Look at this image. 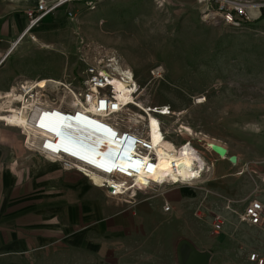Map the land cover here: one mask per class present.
I'll list each match as a JSON object with an SVG mask.
<instances>
[{
    "label": "rangeland",
    "instance_id": "1",
    "mask_svg": "<svg viewBox=\"0 0 264 264\" xmlns=\"http://www.w3.org/2000/svg\"><path fill=\"white\" fill-rule=\"evenodd\" d=\"M241 1L248 2L251 9L250 19L239 27L202 21L197 0H93L65 8L77 13L74 21L67 19L62 8L41 21L43 35L37 47L27 51L24 41L9 58L7 67L29 80H68L76 78L82 68L81 43L90 53L104 50L114 55L131 72L143 107L170 110V117L161 118L168 141L175 145L189 138L213 167L219 162L231 166L228 158L235 156L243 165L238 173L250 182L249 197L258 192V182L264 177V18L257 21L264 0ZM155 69L160 70L158 78L151 75ZM3 100L8 99L0 97V104ZM10 107L7 103L3 110ZM178 126L189 128L191 136H175L172 131ZM0 127L9 130L1 123ZM9 133L12 142L25 143V134L19 129ZM35 137L32 133L31 141ZM210 144L226 149L227 155L219 157ZM213 170L203 184L188 186L202 197L205 191L213 193L208 197L218 192L221 205L209 198L205 203L209 211L231 200L225 189L216 191L212 187ZM158 191L137 192L136 196H159L161 189ZM201 199L191 201L194 213ZM159 204L158 198L150 200L153 209ZM239 206L243 204H231L232 209ZM162 217L156 229L165 232L167 225ZM173 240L177 242V238ZM111 257L93 256L90 263L84 264H116ZM128 258L136 264H163L165 260L154 253V247L149 253Z\"/></svg>",
    "mask_w": 264,
    "mask_h": 264
},
{
    "label": "crops",
    "instance_id": "2",
    "mask_svg": "<svg viewBox=\"0 0 264 264\" xmlns=\"http://www.w3.org/2000/svg\"><path fill=\"white\" fill-rule=\"evenodd\" d=\"M37 1L0 0V60L4 58L0 97L17 81L29 80L18 77L7 62L24 41L29 47L25 50L36 48L43 35L41 23L53 16L45 17L26 33L24 11ZM77 6L83 4L72 5ZM8 129L0 127V264H84L93 256L110 255L116 264H136L133 258L128 262V257L149 253L153 247L154 253L164 256L163 264H178L175 247L182 239L208 252L209 264H258L249 260L250 254L264 264V213L260 223L252 226L240 223L236 215L220 207L215 212L220 211L225 223L215 234L210 218L214 210H204L203 217L196 218L191 201L200 200L202 194L188 186H165L161 195L153 197L141 193L132 203L109 199L90 177L62 169L58 162L12 142L9 132L15 128ZM219 163L213 167L212 187L225 189L233 201L243 200L251 190L250 182L238 173L243 165ZM257 188L251 197L264 206V177ZM153 198L160 200V207L152 208ZM209 198L220 203L218 197ZM165 202L170 205L167 212L163 211ZM234 209L241 213L243 207ZM159 216L167 225L165 232L156 229ZM174 238L177 242L172 243Z\"/></svg>",
    "mask_w": 264,
    "mask_h": 264
},
{
    "label": "built area",
    "instance_id": "3",
    "mask_svg": "<svg viewBox=\"0 0 264 264\" xmlns=\"http://www.w3.org/2000/svg\"><path fill=\"white\" fill-rule=\"evenodd\" d=\"M89 1L93 0H38L33 8L24 11L28 20L26 33L56 11L70 8L73 4H86ZM197 1L201 5V19L204 22L239 27L250 19L248 2ZM65 10L67 19L74 21L77 18V13L73 9ZM84 47L85 44L81 43L79 49L83 52H79V60L82 68L76 78L42 79L45 83L43 86L39 85V80H19L7 92L2 93L4 97L15 96V99L12 98V103L17 108L15 115L23 121L21 126L12 127L24 134L29 130L37 137L29 142L25 139L26 149L47 160L58 162L62 169L77 170L90 178L101 179V184H95L105 192L106 197L124 203H132L137 192H155L165 186L196 187L206 182L211 176L213 163L203 158L202 152L189 138L175 145L168 141L161 118L170 117L172 115L170 110L167 107H143L138 100L137 86L129 69L119 63L114 55L104 50L90 53ZM3 61L4 58L0 60V66ZM159 71L155 69L151 75L158 78ZM115 79L125 82L126 89L129 90L127 100L123 102L119 100L115 91L113 85ZM6 111L4 109L2 114L9 113ZM48 120L56 122L55 130L47 124ZM74 120L91 125L94 134L81 137L77 131L70 132L65 124ZM153 121L155 130L152 127ZM0 123L6 127L11 126L1 117ZM54 133L61 134L63 140L56 138ZM172 133L177 137L182 133L191 136L182 126H178ZM154 136L158 137L156 141ZM97 141L100 144L94 145ZM72 142L83 144L75 147L69 144ZM168 142L172 146L168 153L174 157L169 169L176 173L177 177L176 180H172L171 176L165 173L163 180L156 181L153 176L158 173L160 159L157 150ZM186 155L191 160V167L189 176L182 178L178 174L177 160ZM192 173L197 175L193 176ZM139 176L143 182L137 181ZM211 194L213 193L210 191L203 194L194 213L196 218L203 217L204 210L207 209L205 203ZM232 203L243 204L242 212L238 213L232 209ZM169 209L170 205L165 202L163 211L167 212ZM223 209L236 215L240 223L252 226L260 223L264 213L262 203L251 196L235 202L226 199ZM210 218L213 233H219L225 223V217L220 211H212ZM249 260L262 264V260H257L255 254H250Z\"/></svg>",
    "mask_w": 264,
    "mask_h": 264
},
{
    "label": "bare ground",
    "instance_id": "4",
    "mask_svg": "<svg viewBox=\"0 0 264 264\" xmlns=\"http://www.w3.org/2000/svg\"><path fill=\"white\" fill-rule=\"evenodd\" d=\"M39 81H40L39 85L43 86L45 84L42 80H39ZM113 85H114L115 91L118 93L119 100L121 102L127 100V95L129 94V90L126 89L125 82L115 79L113 81ZM4 98H6L8 100H6V101L3 100L4 102L0 104V117L3 120H6L8 124H11V126L7 125L9 127L21 126L23 124V121L16 117L15 111L17 110V108H15V106L12 103V101H13L12 98L15 99V96L14 95H12L11 97L10 96L9 97L6 96ZM7 103H9L11 107L8 108V109H5V110H7L6 112H10V113L1 114V112H3V106H5ZM47 124L53 130H55L56 127H57L56 122L52 121V120H48ZM65 127L70 129L71 131L79 132L81 137H85V135L87 137H89L90 135L94 134V132H93L94 129H93V127L91 125L81 124V122L76 121V120L70 122L69 124H65ZM152 127H153V130H155V128H156L155 123H152ZM183 127L187 130V132L191 133L189 128H187L185 126H183ZM32 133L35 135L34 132H30L29 130H27V132H25L26 140L28 142L31 141V134ZM54 134H55V137L59 138L60 141L63 140L61 134H59V135L56 134V133H54ZM157 138L158 137L154 136V140L155 141L157 140ZM87 143L88 142H86V144ZM66 144H68V143H66ZM69 144H73V146L78 147V146H81L83 143L79 144V143H76V142H72V143H69ZM96 144L99 145L100 142L97 141L94 145H96ZM171 149H172V146L168 142V143L162 144L161 147L157 150V154L159 155L160 159L158 161V173L153 176L154 180H156V181L163 180L165 173L169 174L171 176L172 180H176L177 174L176 173H172V171L169 169L170 162L174 158L171 154L168 153V150H171ZM190 167H191V160H190L189 156L186 155V156L182 157L180 160H177V169L179 171L178 174L181 175L182 178H186L187 176H189V168ZM92 180L97 185L101 184V182H102L101 179H99L97 177H93ZM137 181L138 182L142 181L141 176L138 177Z\"/></svg>",
    "mask_w": 264,
    "mask_h": 264
},
{
    "label": "water",
    "instance_id": "5",
    "mask_svg": "<svg viewBox=\"0 0 264 264\" xmlns=\"http://www.w3.org/2000/svg\"><path fill=\"white\" fill-rule=\"evenodd\" d=\"M209 148L216 153L219 157H225L227 154L226 149L210 144ZM231 164L236 163V157L230 156L228 158ZM175 257L178 264H209L210 255L208 252H201L188 240H179L175 247Z\"/></svg>",
    "mask_w": 264,
    "mask_h": 264
},
{
    "label": "trees",
    "instance_id": "6",
    "mask_svg": "<svg viewBox=\"0 0 264 264\" xmlns=\"http://www.w3.org/2000/svg\"><path fill=\"white\" fill-rule=\"evenodd\" d=\"M263 18H264V10L261 11V14L259 18L257 19V21L262 20Z\"/></svg>",
    "mask_w": 264,
    "mask_h": 264
},
{
    "label": "snow or ice",
    "instance_id": "7",
    "mask_svg": "<svg viewBox=\"0 0 264 264\" xmlns=\"http://www.w3.org/2000/svg\"><path fill=\"white\" fill-rule=\"evenodd\" d=\"M153 123H155V122H153ZM108 170L110 171L111 169H108ZM121 171H123V169H121ZM192 175L195 176V175H197V173H192Z\"/></svg>",
    "mask_w": 264,
    "mask_h": 264
},
{
    "label": "clouds",
    "instance_id": "8",
    "mask_svg": "<svg viewBox=\"0 0 264 264\" xmlns=\"http://www.w3.org/2000/svg\"><path fill=\"white\" fill-rule=\"evenodd\" d=\"M69 131H70V132H74V131H71L70 129H69Z\"/></svg>",
    "mask_w": 264,
    "mask_h": 264
}]
</instances>
